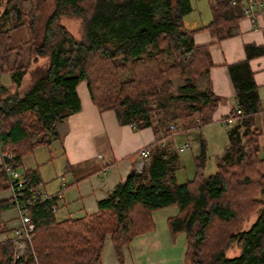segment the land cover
Wrapping results in <instances>:
<instances>
[{"label":"trees","instance_id":"16d2710c","mask_svg":"<svg viewBox=\"0 0 264 264\" xmlns=\"http://www.w3.org/2000/svg\"><path fill=\"white\" fill-rule=\"evenodd\" d=\"M246 1L212 0L210 21L190 29L182 19L192 9L190 0H52L43 22L44 0H0V77L8 74L19 86L31 62L47 56L45 64L32 68V82L22 94L7 92L0 82V152L11 153L4 158L23 179L18 201L31 225V247L17 258L12 238L0 240V264H102L107 235L122 264L130 240L154 228L152 211L170 205L177 213L166 224L172 239L185 233L184 264H264V155H258L264 131L255 126L262 108L249 65L250 58L264 54V45L246 43L245 58L227 64L235 103L220 117L231 125L215 172L203 175L201 154L194 178L177 183L178 152L166 141L213 120L220 100L207 75L213 63L208 46L195 44L192 35L200 29L215 39L230 35ZM66 15L81 18V38L61 22ZM15 28H24L27 38L10 45ZM202 75L207 78L200 89ZM82 79L99 111L113 110L119 123L152 126L162 134L142 169L132 168L98 200L96 211L57 219L56 196L40 199L38 166L23 167L22 160L57 137L55 124L79 110L76 85ZM176 79L180 82L174 84ZM4 190L8 195L0 197V212L12 199L0 164ZM32 196L37 200L28 203ZM254 211L255 220L242 229ZM232 243L240 250L228 257L225 250Z\"/></svg>","mask_w":264,"mask_h":264},{"label":"crops","instance_id":"0c3cea01","mask_svg":"<svg viewBox=\"0 0 264 264\" xmlns=\"http://www.w3.org/2000/svg\"><path fill=\"white\" fill-rule=\"evenodd\" d=\"M210 19L201 22L191 19L185 27L195 29ZM26 38L24 28H15L11 31L9 44L16 45ZM192 39L195 44L208 46L213 65L207 75L212 91L220 98L211 122L220 123V117L227 114L235 103L227 64L245 58L246 43L264 45V10H257L251 17L242 15L226 37L215 39L207 30L200 29L193 33ZM249 65L262 108L256 115L255 126L264 131V54L250 58ZM206 78V75L199 77L198 88H205ZM76 92L80 100L79 110L55 124L57 137L48 143L55 140L64 155L58 188L51 191L52 194L59 192L54 209L57 219L96 211L98 200L104 198L132 168L137 170L139 149L152 147L161 133V130L155 132L152 126L136 128L132 124L119 123L113 110L99 111L90 99L84 79L77 83ZM210 123L201 126V135L206 134L205 128ZM171 144L172 147L177 144L176 140ZM7 195V190L0 192V197ZM176 213L175 205L152 211L154 228L130 240L123 248L122 264H184L185 233H178L172 239L166 224L167 218ZM18 223L15 209L1 211L0 224L6 231L0 232V240L12 238ZM100 259L102 264H119L109 235L104 240Z\"/></svg>","mask_w":264,"mask_h":264},{"label":"rangeland","instance_id":"374dc122","mask_svg":"<svg viewBox=\"0 0 264 264\" xmlns=\"http://www.w3.org/2000/svg\"><path fill=\"white\" fill-rule=\"evenodd\" d=\"M190 2L192 6L191 11L182 17L184 26L188 27V21L191 19H197L199 22L210 19V4L212 0H190ZM52 5V0H44L40 11L42 22L50 11ZM61 22L76 38H81L83 28L80 17L68 15L62 16ZM46 57L47 56H40L37 58V61L31 62V65L29 66L19 86H15L10 81L8 74L1 75L0 82L7 86V92L22 94L32 82V68L36 64H45L44 61L46 60ZM179 82V79L174 80V84ZM227 123H218L215 121L211 122L205 128L206 134L203 133L202 135L198 128H194L189 130H180L173 133L172 136H166V141L173 142V140H176L177 144L188 143L184 152H178V158L175 162V164L177 163V168L174 170V176L177 183L194 178L197 163L196 158L201 154L203 155L204 162V168L202 170L203 175L206 176L215 172L216 157L223 152L224 146L227 142L226 129L231 125V123ZM161 134L162 133L159 135ZM200 141H202L204 145L203 149H201ZM51 142L52 143L48 145L44 144L35 147L33 151L22 160L23 167L38 166L41 178V183L38 185V188H41L42 191L46 193H51L52 190H56L58 188L60 173H63L64 155L62 153V149H58V145L55 140H52ZM173 147H175V144ZM259 148L258 155L262 157L264 155V137L260 138ZM145 163L146 161L144 164ZM256 214L257 211L250 213L243 221L241 228H249L255 220ZM239 250V246L232 243L228 248H226L225 255L228 257L235 256L239 253ZM23 251L25 253L26 248H24Z\"/></svg>","mask_w":264,"mask_h":264},{"label":"built area","instance_id":"2783aa9c","mask_svg":"<svg viewBox=\"0 0 264 264\" xmlns=\"http://www.w3.org/2000/svg\"><path fill=\"white\" fill-rule=\"evenodd\" d=\"M264 10V0H247L246 3L242 7V15L244 16H253L257 10ZM133 125V124H132ZM134 126V125H133ZM170 128H173V125L170 126ZM164 140L160 142V145H164ZM188 143L183 144H175V151L181 152L185 148H187ZM150 154V147L143 146L138 151V162H137V170H141L143 167L144 162L146 161L147 157ZM6 159H9L11 157V153L8 151H2L0 152V164L3 166L8 178H9V191L10 196L12 197L9 208H13L16 210L19 223L14 228V235L12 237L13 241V258H17L20 255L24 253L23 249L26 248L27 245L31 247V233H30V221L29 216L25 214L24 212V204L18 201V195L17 190L20 189L23 179L20 177L19 171L15 168H12L9 161ZM58 193H46L41 192L40 199H48L53 196H58ZM37 200L36 196H32L29 202H34Z\"/></svg>","mask_w":264,"mask_h":264}]
</instances>
